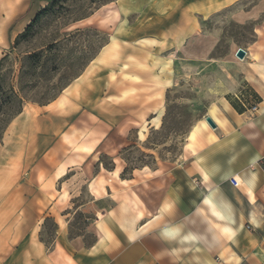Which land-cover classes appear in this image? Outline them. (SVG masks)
I'll use <instances>...</instances> for the list:
<instances>
[{"label": "crops", "instance_id": "obj_1", "mask_svg": "<svg viewBox=\"0 0 264 264\" xmlns=\"http://www.w3.org/2000/svg\"><path fill=\"white\" fill-rule=\"evenodd\" d=\"M51 1L0 0V60ZM116 4L121 17L110 26L109 42L86 68L87 77L99 64L145 56V77L158 67L157 75L162 73L164 80L165 69L159 70L165 60L162 54L183 53L174 45L165 47V39L194 36L196 16L211 12L216 4L227 6L229 0H116ZM255 32L262 35L258 28ZM143 39L156 42L142 48L137 44ZM202 39L200 49L184 47L187 58L201 60L211 53L214 37ZM245 50L242 60L250 57L254 66L242 71L243 80L260 97L258 110L252 113L247 103L238 111L228 96L211 103L192 125L182 159L168 167L140 169L151 173L145 180L144 206L134 198H117L109 185L96 180L87 181L88 198L79 200L71 179L76 164H53L46 158L58 117L25 110L17 115L4 133H24L25 143L0 151V264H264V57L255 49ZM236 84L231 81L232 91H239ZM102 90L101 84L84 80L73 92L83 107L100 104ZM48 106L59 108L60 99L43 105ZM208 116L215 127L207 123ZM160 124L161 116H153L152 126ZM23 125L26 128L20 130ZM122 172L115 166L110 173L121 183L134 180L122 177ZM233 176L238 186L230 183ZM78 211L93 217L83 233L72 232ZM50 220L55 235L48 243L41 236Z\"/></svg>", "mask_w": 264, "mask_h": 264}, {"label": "rangeland", "instance_id": "obj_2", "mask_svg": "<svg viewBox=\"0 0 264 264\" xmlns=\"http://www.w3.org/2000/svg\"><path fill=\"white\" fill-rule=\"evenodd\" d=\"M225 5L216 4L211 12L197 15L199 25L194 36L190 31L191 34L181 38L165 39V47L174 45L176 49L182 48L183 53L162 54L165 60L159 70L165 69L164 80L162 73L157 75L158 67L151 68L153 72L145 77V56L135 60L123 57L113 65L99 64L90 77L85 73L88 66L82 71L87 58L99 54L100 46L110 40L113 32L110 26L121 17L116 0L51 3L32 30L6 53L0 70L5 88L18 86L27 55L44 52L43 58L49 59L51 76L47 80L37 76L36 86L29 91L32 100L25 101L23 110L35 116L50 113L58 117L53 121L58 130L48 145L46 158L53 164L60 161L76 164L71 179H75L79 200L88 198L87 181L96 180L100 185L102 182L109 185L117 198H134L144 206L145 180L151 173L140 169L168 167L182 159L192 125L205 116L208 106L218 98L228 96L245 102L240 96L244 93L252 104L254 99L242 71L253 67L254 61L250 57L242 60L236 52L239 48H252L264 57V0H229ZM256 28L262 31L261 36L256 34ZM205 35L214 37L211 53L201 60L187 58L184 47L191 44L200 49ZM155 42L143 39L137 45L145 48ZM40 71L39 67L36 74L40 75ZM84 80L102 85V99L97 106H79L78 94L73 89ZM231 81H236L239 91H232ZM64 82L69 85L57 97L59 108L52 110L53 106L43 107L38 103L49 89ZM145 98L149 105H145ZM153 112L161 116L159 128L152 126ZM25 128L23 125L19 129ZM125 129L131 130L124 134ZM24 143V133H3L0 151L4 147H21ZM113 162L122 171L126 167L123 176L134 180L121 183L104 166L111 167ZM92 221L91 215L76 212L71 222L72 232L83 233ZM54 235L55 223L50 220L41 238L51 243Z\"/></svg>", "mask_w": 264, "mask_h": 264}, {"label": "trees", "instance_id": "obj_3", "mask_svg": "<svg viewBox=\"0 0 264 264\" xmlns=\"http://www.w3.org/2000/svg\"><path fill=\"white\" fill-rule=\"evenodd\" d=\"M60 0H52L49 4L56 3ZM47 4V5H49ZM47 5L43 7L36 16L31 20V22L27 25V27L24 29V31L19 34L14 42H18L20 38L23 36H26L33 28L34 24L38 21V19L41 17V15L48 10ZM77 32L80 31V29H76ZM108 42H105L100 46V49L103 48L105 44ZM97 53H94L92 56L87 58L86 63L83 65V70L95 59L97 56ZM44 52L40 53H31L27 55L25 58V61L23 63L22 69H21V75L19 84L17 87L14 85L9 86L8 88H5V86L2 84L0 80V116H3L0 118V138L2 137L3 133L5 132L8 125L11 123V121L19 115L24 108V104L26 100L31 99L29 97V91L36 86L35 80L37 79V76L39 79H49L51 76L52 69L48 65V58H43ZM7 54H5L1 60H0V70L2 66V62L4 61ZM40 67V75L36 74L38 68ZM82 73V72H81ZM81 73H79L76 77H78ZM69 85V82L61 83L60 85L49 89L48 93L42 97L38 101L40 105H46L50 102L54 101L59 97L61 92ZM250 95L253 97L254 101L253 103H257L260 100V97L256 92H254L251 88L249 89ZM242 98H244L245 102L239 98L238 100L229 98L231 100V103L238 111H244L248 104H251L250 101L245 97L244 93L241 94ZM32 100V99H31ZM34 101V100H33ZM248 103V104H247ZM101 163L102 160L100 159ZM104 164V163H103ZM105 168L112 170L115 167V163H112V166L109 167L108 165L104 164ZM126 170V167L124 168L123 172L121 173V176L124 177V172Z\"/></svg>", "mask_w": 264, "mask_h": 264}, {"label": "built area", "instance_id": "obj_4", "mask_svg": "<svg viewBox=\"0 0 264 264\" xmlns=\"http://www.w3.org/2000/svg\"><path fill=\"white\" fill-rule=\"evenodd\" d=\"M249 110L252 113H255L258 110V105L257 103H253L252 105H250ZM263 166H264V158H263ZM230 183L234 186H238L240 184V182L238 181L237 177L233 176L229 179Z\"/></svg>", "mask_w": 264, "mask_h": 264}, {"label": "water", "instance_id": "obj_5", "mask_svg": "<svg viewBox=\"0 0 264 264\" xmlns=\"http://www.w3.org/2000/svg\"><path fill=\"white\" fill-rule=\"evenodd\" d=\"M246 55H247V52L243 48H239L236 52V56L239 57L240 59H244ZM206 121L209 123V125H211L212 127H215L213 120L209 116L206 117Z\"/></svg>", "mask_w": 264, "mask_h": 264}, {"label": "bare ground", "instance_id": "obj_6", "mask_svg": "<svg viewBox=\"0 0 264 264\" xmlns=\"http://www.w3.org/2000/svg\"><path fill=\"white\" fill-rule=\"evenodd\" d=\"M208 123V122H207Z\"/></svg>", "mask_w": 264, "mask_h": 264}]
</instances>
